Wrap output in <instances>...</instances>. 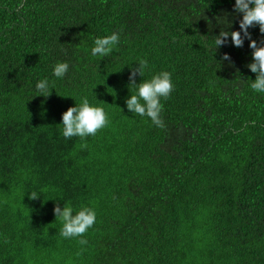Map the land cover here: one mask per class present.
I'll return each mask as SVG.
<instances>
[{
	"label": "trees",
	"instance_id": "trees-1",
	"mask_svg": "<svg viewBox=\"0 0 264 264\" xmlns=\"http://www.w3.org/2000/svg\"><path fill=\"white\" fill-rule=\"evenodd\" d=\"M233 4L0 0V264H264V94L249 87L247 40L214 51L220 30L239 31ZM112 32L113 52L91 56ZM140 60L137 83L171 73L162 127L124 106ZM84 97L109 122L80 148L58 124ZM63 202L95 210L86 245L59 236Z\"/></svg>",
	"mask_w": 264,
	"mask_h": 264
},
{
	"label": "clouds",
	"instance_id": "clouds-1",
	"mask_svg": "<svg viewBox=\"0 0 264 264\" xmlns=\"http://www.w3.org/2000/svg\"><path fill=\"white\" fill-rule=\"evenodd\" d=\"M22 5L23 0H18ZM233 12L239 14L237 21L239 31L220 30L214 36V51L230 43L233 47H242L244 41H248V48L251 49V62L246 65L248 70L255 74V79H251L249 87L255 93L264 94V41L258 42L251 38L249 28L257 27L261 34H264V0H234L232 5ZM120 42V35L112 32L108 35L93 39L90 55L93 57L104 58L117 47ZM222 61L231 64L230 57L223 53L220 57ZM146 69V61L136 62V67L129 66V85L132 88L131 94L125 99V108L133 114L146 117L150 122L157 126H163L161 117L162 99H167L173 90V82L169 71H160L151 75L149 79H142L139 83L135 82L134 77L143 76ZM69 71V63L58 61L54 63L51 72L57 79H63ZM35 91L39 96L47 97L50 90H53L48 78L39 79L34 85ZM36 96V95H35ZM108 117L104 109L89 102L88 98H81L79 103H74L68 107L60 118V135L65 139L79 137L82 143L80 148H86L83 143L86 137L94 136L98 130L108 124ZM39 197L33 192L31 198ZM53 214L61 223L59 236L65 239L78 238L80 245H86L87 240L84 234L92 228L96 222V212L92 207L81 206L78 210L73 209L71 204L63 202V206H54Z\"/></svg>",
	"mask_w": 264,
	"mask_h": 264
}]
</instances>
